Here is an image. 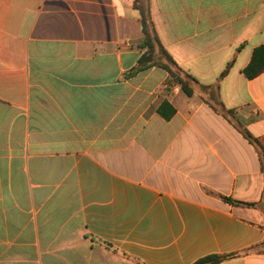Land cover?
<instances>
[{
  "label": "crops",
  "instance_id": "obj_1",
  "mask_svg": "<svg viewBox=\"0 0 264 264\" xmlns=\"http://www.w3.org/2000/svg\"><path fill=\"white\" fill-rule=\"evenodd\" d=\"M136 1L0 0V264H192L264 245V152L234 127L264 150V70L244 75L264 0H147L189 97L160 67L129 74L145 51ZM219 264H264V246Z\"/></svg>",
  "mask_w": 264,
  "mask_h": 264
},
{
  "label": "trees",
  "instance_id": "obj_2",
  "mask_svg": "<svg viewBox=\"0 0 264 264\" xmlns=\"http://www.w3.org/2000/svg\"><path fill=\"white\" fill-rule=\"evenodd\" d=\"M135 7L139 12L140 17V24H141V32H142V43L141 47L145 49L142 55L137 60L135 68L129 73L130 75L136 74L143 70H146L152 66L160 67L167 71L170 81L175 82L179 85L180 90L186 95H192V88L191 84L194 80L187 75L186 73L182 72L172 58L168 55V53L163 49L161 46L157 35L155 33L153 23L150 17L147 0H137L135 3ZM264 70V46L259 47L257 50L254 51L253 56L251 58L250 63L244 69V75L251 79L260 74ZM163 106L159 109V112L162 111ZM212 109L225 119L233 118L232 114L228 111H225L222 107L212 106ZM234 127L236 130L241 134V136L247 140L249 144L255 147L259 153H263L264 150L254 137H252L245 129H243L240 125L234 123ZM222 201L226 203H231L233 205L242 204L236 201H230L228 198L219 197ZM246 205H253V204H246ZM264 245H255L245 251L238 252V253H230V254H211L204 256L192 264H219L225 260L235 258L237 256L248 254L250 252H263ZM135 264H142L139 261L135 262Z\"/></svg>",
  "mask_w": 264,
  "mask_h": 264
},
{
  "label": "built area",
  "instance_id": "obj_3",
  "mask_svg": "<svg viewBox=\"0 0 264 264\" xmlns=\"http://www.w3.org/2000/svg\"><path fill=\"white\" fill-rule=\"evenodd\" d=\"M174 90L176 91V90H177V88L175 87V88H174Z\"/></svg>",
  "mask_w": 264,
  "mask_h": 264
}]
</instances>
